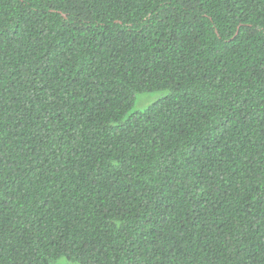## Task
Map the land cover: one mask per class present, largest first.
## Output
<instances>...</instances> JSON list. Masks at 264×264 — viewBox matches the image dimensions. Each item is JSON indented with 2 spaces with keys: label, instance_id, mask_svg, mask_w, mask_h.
I'll list each match as a JSON object with an SVG mask.
<instances>
[{
  "label": "trees",
  "instance_id": "16d2710c",
  "mask_svg": "<svg viewBox=\"0 0 264 264\" xmlns=\"http://www.w3.org/2000/svg\"><path fill=\"white\" fill-rule=\"evenodd\" d=\"M162 2L0 0V264H264V4Z\"/></svg>",
  "mask_w": 264,
  "mask_h": 264
},
{
  "label": "snow or ice",
  "instance_id": "6c2138e0",
  "mask_svg": "<svg viewBox=\"0 0 264 264\" xmlns=\"http://www.w3.org/2000/svg\"><path fill=\"white\" fill-rule=\"evenodd\" d=\"M62 2L65 7L70 9V11L65 15L66 24L69 27H74L77 23H79L84 25L85 29L90 30L88 26L92 22L94 16H112L113 14L109 11V8L126 6L129 3H133L134 0H62ZM211 2L212 0H163L160 5V15L157 22L165 23L169 18H171L176 22H187L195 27L196 25L203 23L205 19L209 18L206 15V7ZM259 3L264 4V0H259ZM85 5H87V18L80 16V11L84 9ZM165 9H167V11H165ZM113 18L115 19V17ZM213 23H215L214 20ZM243 26L249 28V30L253 32L258 31L261 34H264V21H257L256 25L248 24ZM119 27L121 31H123L126 28L135 27V25H125L123 23V19H120ZM221 39H223V37H221ZM2 50L3 47L0 45V51ZM85 71L88 70L85 69ZM195 155L196 153H193V156ZM197 162L199 163V161ZM2 163L3 160L2 157H0V164ZM191 170H194V166H192ZM184 184L188 186L189 194L191 195L195 181L190 174L186 173V179L182 181V186ZM195 186L196 188L199 187L198 184ZM262 199H264V197H262ZM161 206L167 207L166 205ZM196 215L199 218L201 214L197 212ZM161 219L166 222V218L164 216H162Z\"/></svg>",
  "mask_w": 264,
  "mask_h": 264
},
{
  "label": "rangeland",
  "instance_id": "374dc122",
  "mask_svg": "<svg viewBox=\"0 0 264 264\" xmlns=\"http://www.w3.org/2000/svg\"><path fill=\"white\" fill-rule=\"evenodd\" d=\"M157 97V93H147L139 95L137 102H136V109L142 110L145 106L148 105V102H152ZM57 264H76V263H69L65 259L60 260Z\"/></svg>",
  "mask_w": 264,
  "mask_h": 264
}]
</instances>
